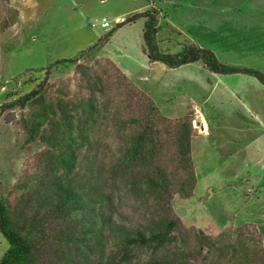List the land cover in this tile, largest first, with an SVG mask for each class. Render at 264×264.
<instances>
[{"label":"rangeland","instance_id":"obj_1","mask_svg":"<svg viewBox=\"0 0 264 264\" xmlns=\"http://www.w3.org/2000/svg\"><path fill=\"white\" fill-rule=\"evenodd\" d=\"M151 9L158 12L160 51L195 44L221 63L264 73V0H0V106L45 85L42 100L0 116V193L15 203L16 185L45 164L50 147L37 132L58 119L57 103L89 119L91 142L80 167L105 179L155 104L164 119L152 134L172 187L158 198L130 188L122 173L109 190L117 226L149 233L172 222L169 240L125 250L112 234L105 256L113 264H264V83L213 72L201 61L151 62L145 18L119 27L116 21ZM103 17L111 27L101 25ZM183 122L190 163L177 138ZM187 164L195 181L185 194L179 186L191 181ZM7 248L0 233V259Z\"/></svg>","mask_w":264,"mask_h":264},{"label":"trees","instance_id":"obj_2","mask_svg":"<svg viewBox=\"0 0 264 264\" xmlns=\"http://www.w3.org/2000/svg\"><path fill=\"white\" fill-rule=\"evenodd\" d=\"M140 17L145 18L144 50L151 62L178 67L201 61L213 72L249 74L264 83L261 71L221 63L211 50L195 44L185 45L174 53L160 51L156 40L160 29L156 10L137 12L117 26ZM78 58L62 59L49 65L47 70L59 63H75ZM44 89L43 81L23 97L1 105L0 116L7 108L25 107L35 98L42 100ZM94 109L92 103L87 105L88 111ZM56 113H59L58 119H50L49 128L37 132L39 139L50 147L41 170L16 185L19 194L15 203L9 195L0 193V233L8 241L0 264H113L105 256L112 234L118 237L125 250L129 245L144 244L154 249L165 245L172 222L167 223L168 229H151L149 233L117 226L113 219V192L109 190L122 173L128 178L130 188L144 189L158 198L172 187L173 180L167 168L158 162L159 150L152 134L154 127L164 119L159 108L151 105L145 127L130 136L127 147L106 179L93 168L80 167L84 156L88 158L84 149L91 142L89 119L72 113L66 104L57 103ZM177 138L181 153L190 163V127L185 122ZM186 166L190 167L191 181H180L179 188L188 194L185 187L193 185L195 175L191 166Z\"/></svg>","mask_w":264,"mask_h":264},{"label":"built area","instance_id":"obj_3","mask_svg":"<svg viewBox=\"0 0 264 264\" xmlns=\"http://www.w3.org/2000/svg\"><path fill=\"white\" fill-rule=\"evenodd\" d=\"M116 21H117V23H119V22H122L123 19L117 18ZM101 25L103 27H111V22L106 17H103L102 20H101Z\"/></svg>","mask_w":264,"mask_h":264},{"label":"crops","instance_id":"obj_4","mask_svg":"<svg viewBox=\"0 0 264 264\" xmlns=\"http://www.w3.org/2000/svg\"><path fill=\"white\" fill-rule=\"evenodd\" d=\"M117 18H121L120 16H118ZM121 19H123V18H121ZM198 110V112H199V114H200V118H202L203 120H204V122H205V125H204V127H205V130L207 131L208 130V124H207V121H206V119H205V117H204V115L202 114V112L200 111V109H197ZM201 119V120H202ZM207 128V129H206Z\"/></svg>","mask_w":264,"mask_h":264}]
</instances>
